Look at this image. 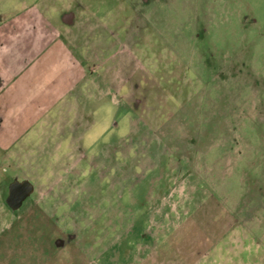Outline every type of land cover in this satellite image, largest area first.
<instances>
[{"label": "rangeland", "instance_id": "rangeland-1", "mask_svg": "<svg viewBox=\"0 0 264 264\" xmlns=\"http://www.w3.org/2000/svg\"><path fill=\"white\" fill-rule=\"evenodd\" d=\"M36 1L0 0V22ZM51 4L88 75L0 152V242L50 245L43 264H264V0Z\"/></svg>", "mask_w": 264, "mask_h": 264}, {"label": "crops", "instance_id": "crops-1", "mask_svg": "<svg viewBox=\"0 0 264 264\" xmlns=\"http://www.w3.org/2000/svg\"><path fill=\"white\" fill-rule=\"evenodd\" d=\"M37 1L39 2V0ZM42 1L41 5L34 3L31 7L26 6L20 13L0 22L1 153L13 154V151L18 149L20 140H26L29 137L27 135L35 122V116L36 114L39 115L38 111L34 115L31 108L38 107L43 109L42 111H46L44 108L65 101V96L69 90L72 88L77 90L81 87L78 84L82 83L80 78L83 77L82 69L84 68L83 62L76 57L77 52L72 47L71 43L74 42V38L68 40L66 35L55 34L60 23L65 26L63 23L66 22V16H63L51 4V0ZM73 17L75 19L76 14ZM36 22H41L42 31H45L42 35L36 34ZM73 25L76 24L73 23ZM53 69H60V73L64 75L69 74L66 78V88L60 97L53 93L62 86L58 84V80L51 78L52 74L47 73ZM86 74L88 75V71ZM37 77L41 81L35 84L36 87H33ZM50 84L55 86L53 90L49 88ZM38 91L40 92L35 94ZM73 102L68 105L75 106V115L81 114L78 109L76 110V107L81 106L82 99H75ZM64 113L66 116L67 112ZM46 115L40 117L42 122L48 124V115ZM79 119L81 120L79 121ZM29 120L30 123H28ZM75 121L82 123L83 119L78 115ZM5 234L16 235L18 233L14 228H11ZM14 241L12 239V242H0V264H34L31 258H39L38 264H43L44 255L38 257L35 251H51L50 245L45 246L43 244L42 246L40 244L42 249L32 245L25 249V246L19 247ZM54 246L58 247V243L55 242ZM20 251L25 252L22 255L26 256L22 260H20Z\"/></svg>", "mask_w": 264, "mask_h": 264}, {"label": "flooded vegetation", "instance_id": "flooded-vegetation-1", "mask_svg": "<svg viewBox=\"0 0 264 264\" xmlns=\"http://www.w3.org/2000/svg\"><path fill=\"white\" fill-rule=\"evenodd\" d=\"M23 182H27V181H25V180H23V181L22 180H16V181H13V182L11 181L9 183V186H8V189H7V201L13 208H19L23 204V202L27 198H29L32 195V193H33V186L30 184L31 191L25 197V199L23 200L22 204L18 205V203H16V198H18L19 191H15V190L11 191V185L14 184V183H23ZM27 183H29V182H27Z\"/></svg>", "mask_w": 264, "mask_h": 264}, {"label": "water", "instance_id": "water-1", "mask_svg": "<svg viewBox=\"0 0 264 264\" xmlns=\"http://www.w3.org/2000/svg\"><path fill=\"white\" fill-rule=\"evenodd\" d=\"M19 191L18 198H16V203L21 205L25 197L30 193V183L23 182V183H14L11 185V191Z\"/></svg>", "mask_w": 264, "mask_h": 264}]
</instances>
